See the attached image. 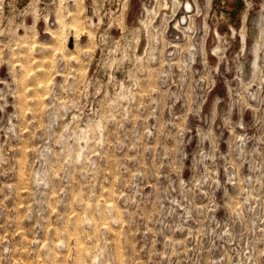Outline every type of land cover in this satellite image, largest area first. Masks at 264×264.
<instances>
[{
  "label": "rangeland",
  "instance_id": "rangeland-1",
  "mask_svg": "<svg viewBox=\"0 0 264 264\" xmlns=\"http://www.w3.org/2000/svg\"><path fill=\"white\" fill-rule=\"evenodd\" d=\"M0 264H264V0H0Z\"/></svg>",
  "mask_w": 264,
  "mask_h": 264
},
{
  "label": "bare ground",
  "instance_id": "bare-ground-1",
  "mask_svg": "<svg viewBox=\"0 0 264 264\" xmlns=\"http://www.w3.org/2000/svg\"><path fill=\"white\" fill-rule=\"evenodd\" d=\"M187 7H189V8H191V7H192V5H191V3H190V2H188V3H187Z\"/></svg>",
  "mask_w": 264,
  "mask_h": 264
}]
</instances>
